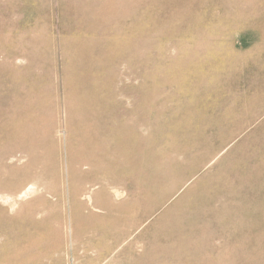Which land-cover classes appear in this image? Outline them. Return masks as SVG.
Returning a JSON list of instances; mask_svg holds the SVG:
<instances>
[{
    "label": "rangeland",
    "instance_id": "1",
    "mask_svg": "<svg viewBox=\"0 0 264 264\" xmlns=\"http://www.w3.org/2000/svg\"><path fill=\"white\" fill-rule=\"evenodd\" d=\"M0 264H264V0H0Z\"/></svg>",
    "mask_w": 264,
    "mask_h": 264
}]
</instances>
